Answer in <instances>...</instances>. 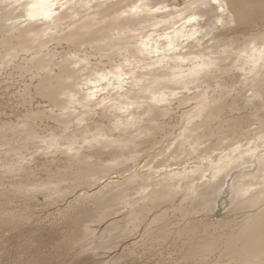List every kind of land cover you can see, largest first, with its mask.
Masks as SVG:
<instances>
[{"label": "bare ground", "instance_id": "bare-ground-1", "mask_svg": "<svg viewBox=\"0 0 264 264\" xmlns=\"http://www.w3.org/2000/svg\"><path fill=\"white\" fill-rule=\"evenodd\" d=\"M32 2L35 0H0V49L8 54L9 59L6 63H11L22 53L28 54L23 60L13 65L22 77L31 76L30 83L25 87L27 91L24 95L25 102L31 99V93L34 90L36 95L41 96L54 107L76 111L82 107L80 116L82 113L88 116L92 113L94 117L100 114L114 123L117 133L121 132V136H111L110 140L93 139L92 142H88L87 147L81 146V143L77 141H67L63 145L48 143L43 149V154L47 157L59 152L58 154L65 156L61 159L64 160L66 169L70 171V176L66 181H61L66 184H79L81 179L87 176L91 181L89 188L96 185L98 187L101 184L99 182L106 178L111 179L115 174L125 175L127 172H134L130 175L131 179L124 178L118 183H108L104 188L94 191L91 196L80 197L81 203L76 209H82L81 212L85 215L78 219V229L71 243L74 246L87 239L90 242L82 243L83 251H79L81 254L78 256V264H86L97 258L104 259L119 246L120 240L138 230L137 223L144 214L149 211H158L173 203L174 199L178 200L180 193L187 187L190 191L184 195L182 202L173 208L174 212L183 210L185 217L197 216L202 207L206 209L207 206L209 210H206V213L208 211L216 214L221 202L227 205V201L237 204L242 211H254L242 216L241 224L237 225L238 222L234 227H231L232 220L231 222L216 221L206 218L208 222H203V226L209 233L211 232L209 230L216 231L217 235L205 236L199 242H194L189 248L192 254L198 258L205 253L219 252L226 264H264V168L257 165L254 170H251L250 166L233 163L237 157L246 155L249 151L248 147L239 145L241 150L235 154L231 150H223L213 156L212 151L207 156L209 159L201 164L202 169L194 172H186L189 168H182L177 169L178 171L163 172L156 177L157 179H151L150 176L137 177L143 173L140 171V165L146 162H143V159L148 160L145 167L151 166L154 169L155 160L159 156L169 161H178L190 152H196L201 141L215 134L216 129L235 128L234 131H239L243 127L255 103L247 106L245 101L241 100L242 93L252 91L255 96L264 97V71L256 70L254 76L249 77L247 82H242L241 87L237 88V83L242 81L241 77L253 71L252 54L248 57L244 56L247 55L246 50L239 47L235 54L233 45H239L235 37L222 40L219 47L211 44L199 46L189 41L184 55L199 56L200 59L187 64L176 61L177 70L174 75L182 77L180 80L160 79L152 75L150 57L141 47V41L152 36L153 31L156 36L160 35L170 26L161 24L160 28L152 29L150 25L152 17L147 16L134 20L131 8L139 4L141 0H56L62 7L53 9L55 15L47 21L27 19L26 6ZM146 2L149 4L163 2L168 4L170 9L183 7L184 4V1L178 3L175 0H146ZM221 2L227 5V14L224 16L225 25H230L233 18L235 20V23H231L236 24L234 32L244 30L258 22H264V0H221ZM211 11H215L211 6L207 9L201 8L198 14L205 16ZM216 15L218 16L215 18L219 17L220 13L217 11ZM160 18L159 15L156 17V19ZM214 19L208 24L201 21V29L210 27ZM141 24L147 25L145 28L149 30L143 32V29H140ZM176 24H179V21ZM176 24H172L171 27H176ZM133 28H137L136 32ZM156 36H153V41L156 40ZM215 38L218 39L219 34ZM174 39L179 38L174 37ZM63 43L78 48L84 56L77 54L72 56L70 52L56 56L57 53L51 50V45L60 46ZM260 49L261 47L258 48L257 53ZM118 50H124L125 58L116 64L113 61V55ZM234 56L238 58L236 61H233ZM91 59H94L97 64L91 65ZM125 60H127L126 64ZM209 62L212 64L211 67H195L196 64L207 65ZM160 63H164L166 67L169 66L168 61H156L157 65ZM117 67L121 68L130 81L142 82L144 87H126L123 92L110 89L108 92L99 93L97 100L103 101L105 97H108L111 101H119L125 96L144 94L149 87L151 90L159 89L160 92L157 94L164 95L162 90L174 88V86H176L174 89H181V85L187 88L188 84L210 85L213 81L218 82L223 91L208 99L209 103L204 105L197 122L185 128L180 134L184 139L176 140V137L165 148L160 149V145L154 143L161 127L157 115H165L164 110L167 107L151 104L137 114L129 108L130 114L124 115L126 112L118 114L110 112L109 108L113 104L105 105L101 109L102 112H99L96 110L98 109L96 101L86 103L87 93L92 90L87 81L91 80L97 72L114 73ZM184 72L189 75L183 76ZM93 83L96 82L93 81ZM96 87L107 88L108 84L100 82L96 83ZM229 90L235 93L231 94ZM187 98H189L188 95L182 94L177 101L181 102ZM165 100L168 101L169 98ZM248 101L251 102V100ZM71 115L74 114H63L62 117L69 119ZM81 117L82 119L75 125L82 124L88 118ZM67 118L61 119L67 121ZM141 121L147 128L143 138V144L147 145L146 150L138 158H121L120 153L123 148L130 146L131 149H137L139 147L138 144L129 141L131 137L128 135L132 134L133 129L138 131ZM262 122L264 119H260L258 123ZM261 131V135H264V127ZM194 133H200L201 137H195L192 140ZM199 140H201L199 143L192 144ZM62 147H65L64 150L61 149ZM258 147L261 146L252 148ZM102 150L113 151L116 156L106 160L107 162L94 160L91 155L98 154ZM222 153H226L227 157H223ZM51 161L55 162V160ZM27 165L28 163L22 161L19 170L22 171ZM214 166L219 169L218 174ZM205 172L208 173L206 177ZM236 172H239L237 176L234 174ZM146 179L150 180L146 181ZM197 181L200 183L196 184ZM139 183L141 184L138 185ZM117 184L130 191L128 195H123L118 201H114L115 194H111V189ZM52 185L53 188L49 190L57 188L55 183ZM21 186L15 187L17 189L15 195L24 197L30 202L40 193L38 189H24ZM150 187L152 188L148 190ZM180 187L182 190L178 192L177 189ZM136 188L138 190H135ZM227 198L229 199L225 200ZM170 211L167 208L158 213L150 222L151 228L147 234L152 233L153 227L157 224H160L159 229H164ZM193 222L196 224L195 221ZM204 235H207L206 232ZM105 263L99 261L95 264Z\"/></svg>", "mask_w": 264, "mask_h": 264}, {"label": "rangeland", "instance_id": "rangeland-1", "mask_svg": "<svg viewBox=\"0 0 264 264\" xmlns=\"http://www.w3.org/2000/svg\"><path fill=\"white\" fill-rule=\"evenodd\" d=\"M175 1L182 3L184 0ZM216 14L217 11L206 13L202 22L204 24L210 23L218 16ZM146 26L141 24L140 29H143V32H147L149 28H145ZM235 27L236 24L231 23L230 25H224L219 31L211 33L213 40L218 42L209 43L205 41L204 46L211 44L219 47L222 44V40L235 37L239 41L238 46L233 45L235 54H237L236 50L238 47L246 50L247 55L242 53L246 57L252 54L253 44H255L257 51L260 47L264 48V39L261 38L264 35L263 21L249 25L248 28L237 32H234ZM206 28H209V26ZM133 30L136 32L137 28H133ZM217 34H219L218 39L215 38ZM51 47L53 52L56 51V56L66 55L67 52H70L72 56L74 54L84 56L81 50L71 45L68 46L66 43L60 46L51 45ZM229 50L231 49L229 48ZM4 52L0 49V264H78V256L83 251L81 250L82 243L90 242L87 239V241L85 240L86 242L80 243L81 245H74L75 247L71 243L78 229V219L85 215L81 212L82 209H76L81 203L80 197L91 196L94 191L104 188L108 183H118L124 178L131 179L130 175L134 172H127L125 175L115 174L111 179L106 178L99 182L101 184L98 187L96 185L89 188L91 181L87 176L82 178L79 184H66L62 181L69 179L67 177L70 176V171L66 169L64 160L61 159L65 158V156L58 154V152L53 156H47V158L43 154V149L48 143L63 145L67 141H77L81 143V146L87 147L88 142H92L93 139L103 140L107 138L110 140L111 136H121V132L117 133L114 123L100 114L94 117L92 113L91 116L82 113L81 116L88 118L82 124L75 125L76 122L73 121L74 115L75 113H81L82 107H79L77 111L54 107L47 100L36 95L34 90H32L31 99L25 102L24 95L27 93L25 87L30 83L31 76L22 77L13 65L23 60L28 54L22 53L24 56L21 54L14 58L11 63H6L9 58L8 54ZM124 58V50H118L113 55V61L116 64H119ZM237 59V56H234L233 61ZM90 62L93 66L97 64L94 59H91ZM234 72L238 73L237 71ZM242 82L244 81L237 83V88L241 87ZM174 88L162 90L164 98H169V100L160 104L167 107L164 110L165 115H160L161 117L157 115L160 119L161 127L154 143L160 145V149L165 148L176 137V140L184 139L180 135L182 131L197 122L204 105L209 103V98L223 91L218 82L215 81L210 85L196 86L188 84L186 92ZM152 91L160 92L159 89H153ZM173 92L177 94L173 96ZM230 93L234 94L235 91H230ZM182 94L188 95L189 98L178 102L177 99ZM132 96L142 97L143 94L125 96L119 101H114L113 106L109 108L110 112L117 114L123 112L120 110L121 105L127 104L128 99ZM257 97L262 96L257 95ZM241 100L245 101L247 106L254 103L255 106L252 107L251 115L246 122L244 121V125L239 131H234L235 128L229 130L224 128L216 129L215 134L206 137L202 141L199 140L192 143L197 144L201 141V145L196 152H190L186 157L178 161H169L159 156L155 160L154 169L151 166L145 167V163L148 160L143 159V162H146L140 165L141 168L139 166L140 171L143 173L137 177L150 176L151 179H157L156 177L163 172L178 171L177 169L182 168H189L186 172H194L202 169L201 164L209 159L207 156L212 151V155L215 156L223 150H232L237 145L248 147L249 144H252V147L261 146L258 148H262L264 142L258 141L264 136L261 135L264 122H258L260 119H264V112H261L264 103L260 100H251L249 102L246 91L242 93ZM146 106H151V104L147 102L137 103L135 107L129 108L137 114ZM96 110L102 112L99 108ZM68 113L74 115H71L69 119L65 116L62 117L63 114ZM129 114L130 111H127L124 115ZM61 118H67L68 120L64 121ZM139 124L138 131L133 129L132 134L128 135L131 137L129 141L138 144L139 147L137 149H131L130 146H128L129 148H123L120 153L121 158H138L146 150L147 145L143 144V138L146 135L147 128L142 121ZM183 125H185L184 128H182ZM195 137H201L200 133L192 134V140ZM64 148L62 147L61 149L64 150ZM105 152L106 154H104ZM125 152L126 154L123 155ZM91 156L94 160L106 161L116 156V154L113 151L102 150V152ZM51 160H55V162L52 163L53 161ZM22 161L28 163V165L20 171ZM124 169L129 170V168ZM234 174L237 176L239 172ZM148 180L146 179V181ZM52 183L57 186L55 190H49L53 188ZM198 183L200 181L196 182V184ZM19 185H22L21 188L24 189H38L40 193L30 202L24 197L21 198L15 195L17 190L15 187ZM151 188H148V190ZM111 190V194H115L113 197L114 201H118L123 195H128L130 191L119 187L118 184ZM135 190L138 189L136 188ZM181 190V187L177 189L178 192H181ZM189 191L188 187L184 188L178 200L174 199L173 203L162 207L158 211H149L144 214L137 223L138 230L120 240L119 246L108 256L104 259H93L86 264H95L99 263V261L108 264H226L219 252L205 253L202 257L199 255L197 258L189 248L194 242H199L205 236L217 235L216 231L209 230L211 231L209 233L203 226L208 220H227L230 222L232 220L231 227H234L241 224L242 216L249 215L254 211H242L237 207V204H231L227 201V205H223L221 202L220 209L216 214L208 211L206 213L205 211L209 210L207 206L206 209L202 207L203 211L200 210L197 216L185 217L183 210L174 212L173 208L182 202L184 195ZM167 208L168 211H171L168 213L164 229H159L160 224H157L153 227L155 231L152 229V233L147 234L151 228L150 222L152 219ZM236 223L238 224L236 225ZM165 229L166 231L164 232ZM204 232L207 235H204ZM79 251L81 252L79 253ZM114 260L116 261L114 262Z\"/></svg>", "mask_w": 264, "mask_h": 264}, {"label": "snow or ice", "instance_id": "snow-or-ice-1", "mask_svg": "<svg viewBox=\"0 0 264 264\" xmlns=\"http://www.w3.org/2000/svg\"><path fill=\"white\" fill-rule=\"evenodd\" d=\"M19 6V4L17 5ZM66 6V5H63ZM213 7L215 11L220 13V16L215 18L213 23L209 28L201 29V21L205 19L203 15L198 14L201 8L207 9ZM27 19L37 20L43 19L45 21L50 20L55 12L53 9L62 7L56 0H35V2L27 4ZM131 14L134 20L141 17H152L150 20V25L152 29L160 28L161 24H168L170 27L165 29L160 35L156 36L155 31H153L152 36H149L147 40L141 41V47L144 52L150 57L149 62L152 64V75L160 79H172L180 80L182 77L174 75L176 69V61L182 64H187L190 61L195 62L200 59L199 56H185L184 53L187 51V42H192L194 45L204 46L205 41L209 43H216L213 40V36L210 33L219 31L225 25L224 16L227 14V5L222 3L221 0H184L183 7H175L170 9L169 5L166 3L159 4H149L146 0H141V2L131 8ZM160 19H156L157 16ZM179 21V24L176 22ZM235 23L234 18L230 21ZM172 24H176V27H171ZM153 36H156V40L153 41ZM178 37L179 39H174ZM264 39V35L261 37ZM211 50V49H210ZM143 54V53H142ZM210 59V58H208ZM156 61H168L169 66L166 67L164 63L156 64ZM127 63V60L124 61ZM211 67L212 64L209 62L207 65L196 64V68L200 67ZM251 67L252 72H249L241 77V80L247 82L249 77L254 76L256 70L264 71V48H261L257 53L255 44L252 45V57H251ZM132 75V73H129ZM189 73L184 72L183 76H187ZM106 82L108 84L107 88H97L96 83ZM88 85H91L92 90L87 93V101H96L97 107L103 109L105 105H111L114 101H111L108 97H105L103 101L97 100V95L101 92H108L111 90L125 91L126 87L140 88L144 87L142 82L130 81L127 76H125L120 67L115 69V72L102 73L97 72V74L87 81ZM82 87L84 85H81ZM182 91H187L186 87L181 85ZM177 93L173 92V96ZM249 100H260L264 103V97H257L251 91L247 92ZM123 99V98H122ZM147 102L149 104H162L166 103L163 95H158L153 92L149 87V90L143 94V96H132L128 99L127 104H122L120 110L127 112L129 107H135L137 103ZM261 112H264V107L261 108ZM82 117L80 113H75L74 121L79 123ZM264 142V136L260 138V141ZM249 151H247L245 156H240L233 162L236 165H244L246 167L250 166L251 170H254L257 165L264 168V148H252V144L248 145ZM240 146L237 145L236 148L231 151L233 154L239 152ZM223 157H227L226 153L221 154ZM210 163V161H209ZM231 166V164L229 165ZM216 168V166H214ZM217 174L219 169L216 168ZM207 172L204 173L206 177Z\"/></svg>", "mask_w": 264, "mask_h": 264}]
</instances>
